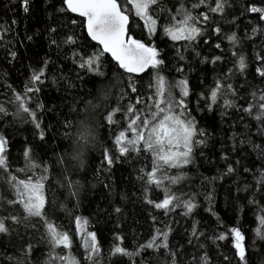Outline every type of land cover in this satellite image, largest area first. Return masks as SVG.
I'll return each mask as SVG.
<instances>
[{"label":"snow or ice","instance_id":"1","mask_svg":"<svg viewBox=\"0 0 264 264\" xmlns=\"http://www.w3.org/2000/svg\"><path fill=\"white\" fill-rule=\"evenodd\" d=\"M17 2L26 15L34 5L42 7L52 22L43 34L25 30L22 39L17 19L0 23L4 59L13 64L19 49L27 50L25 42L43 35L49 50H56L57 60L63 53L76 72L74 78L64 75L68 65L62 64L49 77L54 61L46 55L38 68L29 65L22 91L3 84L7 98L6 104H0V116L11 117L9 123L30 122L34 135L45 141L51 128L43 127L44 104L37 102L35 109L30 104L50 81L58 92L71 94V113L81 104L97 113L96 131L89 129L85 138L98 140L106 124L111 147L103 148L94 182L89 183L86 158L69 171L64 151L54 153L53 164L34 155L28 143L22 152L24 166L14 171L10 137L0 133V180L7 192L0 188V239L8 237L11 244L15 233L23 241V235L34 230L48 249L41 253L42 260H36L38 248L31 242L12 253L3 245L0 264H124L125 259L129 264H214V257L215 264H253V257L264 252V0H39L38 4L11 0ZM242 20L246 21L243 36L239 34ZM97 83L100 87L93 96ZM84 86L91 97L86 101L76 98ZM113 95L115 105L106 106L102 119L98 118L101 105ZM9 106L14 110L9 112ZM202 120L207 123L202 125ZM58 123L62 138L67 139L74 119L69 114ZM126 164L140 165L133 168L140 185L133 195L148 208L153 230L131 249L125 245L126 236L114 230L105 249L98 232L89 228V218L77 213L89 187L102 184L113 194L115 167ZM205 165L210 167L202 171ZM56 166H62L57 173L62 199L57 192L49 198ZM211 166L216 170L209 175ZM223 181L229 182L227 186ZM220 188L238 216L245 208L254 210L251 238L239 222L224 227L217 211ZM119 198L130 200L126 190ZM201 208L206 217L200 216ZM122 211L113 201L109 215L119 219ZM64 216L74 233L63 227ZM177 216L191 224L182 234L184 242L173 245ZM213 221L215 227L209 231ZM75 237L82 242V259L71 251L62 254L72 248Z\"/></svg>","mask_w":264,"mask_h":264},{"label":"trees","instance_id":"2","mask_svg":"<svg viewBox=\"0 0 264 264\" xmlns=\"http://www.w3.org/2000/svg\"><path fill=\"white\" fill-rule=\"evenodd\" d=\"M39 0H37V4ZM13 18L17 19L19 23L16 25V28L19 31V38H23L25 30L29 34L40 31L42 34L47 26L51 24L52 21L49 20L48 15L43 11L42 7L35 6L31 14L26 15L20 4L11 3V0H0V23L7 20L10 22ZM245 22L242 20L240 22L239 34L244 35L245 31ZM250 30V29H249ZM137 34L139 31L137 30ZM9 37H5L8 39ZM27 50L25 48L19 49V58L13 63L9 64L5 59V52L0 50V104H6V94L3 88L5 82L12 84L14 87L19 90H23V84L29 76V65L32 67L38 68L39 61L44 58L46 55H50L54 64L49 66L48 76L51 77L56 70L62 65L66 64L68 67L64 68V75H69L74 78L76 70L71 67L70 60L64 59V54L61 53V59L57 60V52L55 49L49 50L47 42L44 40L43 35L38 37L33 42H25ZM259 43V40L256 41ZM247 51L249 55L252 53V46L249 44L247 46ZM230 66V65H229ZM219 71V66L217 68ZM194 76H199L201 73H193ZM209 82L211 81L212 73L208 71L207 73ZM173 77L175 74L173 73ZM147 80V77H145ZM81 86L78 84V89ZM100 85L97 83L93 87L92 95L95 96L96 88H99ZM88 86H84V92L77 95V99L81 98L86 101L91 97L87 94ZM10 96V93L7 94ZM42 102L44 104V110L40 113L43 121V127L47 130L51 128L50 131H47V136L45 141H40L36 135H34V128L30 122H22L16 120L13 123H9L11 117L5 119L3 116H0V133L6 132L11 140V165L13 170L17 167L24 166V159L22 157V152L25 146V143L31 145L34 150V155L39 157H44L45 159L51 160L55 164L54 153H59L61 151L65 152V160L67 162L68 170H74L78 165L80 159L86 158V164L88 165L87 178L89 183L94 182L92 180V175L94 170L100 164L102 160V151L104 147H111L110 136L108 132V127L105 124L100 130L98 140L93 141L92 139L85 137L87 136L89 129H92L93 132L96 131V118L97 113L92 110V108L87 104H81V109L76 113H71L70 110L73 107V100L71 94L66 96L63 90L57 91V88L52 86L51 82L48 81L45 85L42 86V91L36 97H34V102L30 104V107L33 109L36 108V103ZM116 103L115 95L112 96L110 102H105L101 105L99 110L98 118L103 117L104 108L106 106H114ZM126 104V102H125ZM55 107V111H49ZM14 108L9 106V112L13 111ZM60 113V115H57ZM71 115L74 119V127L69 130V136L67 139H63V129L58 123L59 120H62L65 115ZM234 119H238L236 114L233 115ZM29 118L25 116V120ZM117 119H121L118 115ZM211 119V117H209ZM217 122V139H219L220 127H219V116L215 117ZM207 121L202 120L201 124H205ZM258 139V138H257ZM220 145H216V152L218 153ZM253 158H255L253 156ZM143 159V158H141ZM209 159H213V156L210 154ZM140 165H117L112 174V177L115 181V192L110 194L102 184H97L95 189L89 187L87 191L83 193V199L81 201V206L77 214L82 215L83 217L89 218V228L91 230H96L98 232V239L102 242L105 249L108 248L110 242L113 240V231H120L126 236L125 245L131 249L137 243H143L146 241L149 236L152 234V222L148 217V208L142 203V201L136 196L133 195L134 192L139 190V183L135 180L136 173L133 171L134 167H139ZM210 165H205L202 171H206ZM212 167V172L207 174L211 175L215 172V167ZM62 166H56L52 172L53 185H50L49 198L52 197L53 192H57L58 198H63L59 196V193L63 190L60 189L58 183L57 173L60 171ZM30 174V173H29ZM3 173L0 172V176ZM23 178L22 173L19 174ZM225 186L229 183L228 181L222 182ZM0 188L5 189L6 185L3 184V181L0 180ZM127 191L130 196V200L121 201L119 198V193L121 191ZM218 207L217 211L220 213L223 221L224 227L227 228L230 225L240 223L242 226L248 230V236L251 238L252 232L251 228L255 227L254 221V210L245 208L242 212L239 213V216L236 212L233 211V208L227 203V195L223 188L218 189ZM113 201L115 204L119 205L123 211L119 216V219L115 214L109 215L112 213ZM106 210V211H105ZM200 216L206 217L207 214L203 212L201 208L199 210ZM51 215V212L49 213ZM57 215H61L57 213ZM162 215V214H161ZM197 217V219L200 218ZM179 225L173 224L174 234L171 236V241L173 245H176L178 241L184 242L182 234L185 227H190L191 221L181 219L177 216ZM120 223V228H116V224ZM253 222V223H250ZM57 223H61L60 220ZM63 227L70 228L74 233V226L70 224L66 216L63 217ZM215 227V222L213 221L212 225L209 226L208 230L211 231ZM23 233V229H21ZM40 233L34 230L30 231L28 235H23V241L15 233L12 234L11 244H9L8 237H3L0 239V251L3 250V245H8V252L12 253L17 248L26 245L28 242H31L34 246L38 248L36 253V260H42L43 257L41 253H47V247L39 242ZM82 242L78 237L74 238V244L70 250H63L62 254H67L71 251V254L78 259L83 258V249L80 247ZM60 251V249H57ZM191 251V249H189ZM214 264H215V257ZM260 259H264V252H260L253 257V264H258ZM124 264H129L128 260H124Z\"/></svg>","mask_w":264,"mask_h":264}]
</instances>
